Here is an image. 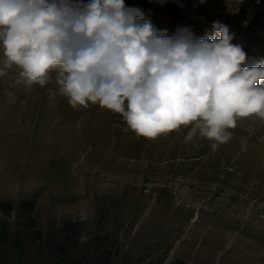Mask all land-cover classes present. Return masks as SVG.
I'll use <instances>...</instances> for the list:
<instances>
[{
    "label": "rangeland",
    "instance_id": "1",
    "mask_svg": "<svg viewBox=\"0 0 264 264\" xmlns=\"http://www.w3.org/2000/svg\"><path fill=\"white\" fill-rule=\"evenodd\" d=\"M125 3L169 35L220 21L245 66L264 60V0ZM188 131L138 137L119 115L73 109L54 75L27 86L4 69L0 203L34 208L0 211V264H264V120L238 119L215 148Z\"/></svg>",
    "mask_w": 264,
    "mask_h": 264
},
{
    "label": "clouds",
    "instance_id": "2",
    "mask_svg": "<svg viewBox=\"0 0 264 264\" xmlns=\"http://www.w3.org/2000/svg\"><path fill=\"white\" fill-rule=\"evenodd\" d=\"M211 30L169 35L125 0H0V76L16 67L25 85L44 87L54 75L73 109L119 115L146 139L190 128L188 139L215 148L238 119L264 120V60L244 66L235 33L220 21Z\"/></svg>",
    "mask_w": 264,
    "mask_h": 264
},
{
    "label": "trees",
    "instance_id": "3",
    "mask_svg": "<svg viewBox=\"0 0 264 264\" xmlns=\"http://www.w3.org/2000/svg\"><path fill=\"white\" fill-rule=\"evenodd\" d=\"M17 209L19 211H24V212H31L34 208V200L31 201H21L18 203L17 207L13 203H0V211L4 214H10L14 209ZM2 234L0 233V244L4 242L2 240V237L4 234H6V230L4 228L2 229ZM109 264V263H108ZM148 264H156L154 262H149ZM175 264H184L183 262H176Z\"/></svg>",
    "mask_w": 264,
    "mask_h": 264
},
{
    "label": "bare ground",
    "instance_id": "4",
    "mask_svg": "<svg viewBox=\"0 0 264 264\" xmlns=\"http://www.w3.org/2000/svg\"><path fill=\"white\" fill-rule=\"evenodd\" d=\"M245 66V65H244ZM247 66V65H246ZM247 67H249V66H247Z\"/></svg>",
    "mask_w": 264,
    "mask_h": 264
}]
</instances>
